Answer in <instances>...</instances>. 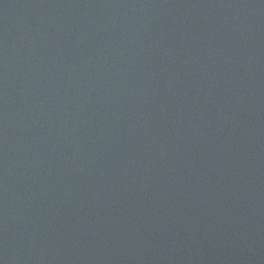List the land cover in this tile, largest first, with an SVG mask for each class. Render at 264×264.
Listing matches in <instances>:
<instances>
[{"label":"water","instance_id":"95a60500","mask_svg":"<svg viewBox=\"0 0 264 264\" xmlns=\"http://www.w3.org/2000/svg\"><path fill=\"white\" fill-rule=\"evenodd\" d=\"M0 264H264V0H0Z\"/></svg>","mask_w":264,"mask_h":264}]
</instances>
